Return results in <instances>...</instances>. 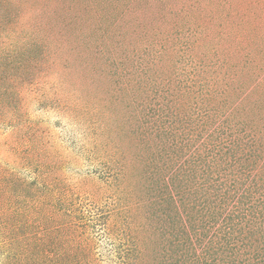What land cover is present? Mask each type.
I'll use <instances>...</instances> for the list:
<instances>
[{
	"label": "rangeland",
	"instance_id": "374dc122",
	"mask_svg": "<svg viewBox=\"0 0 264 264\" xmlns=\"http://www.w3.org/2000/svg\"><path fill=\"white\" fill-rule=\"evenodd\" d=\"M0 264H264V0H0Z\"/></svg>",
	"mask_w": 264,
	"mask_h": 264
}]
</instances>
